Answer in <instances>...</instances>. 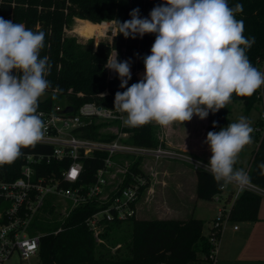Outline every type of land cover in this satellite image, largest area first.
<instances>
[{"label":"trees","instance_id":"trees-1","mask_svg":"<svg viewBox=\"0 0 264 264\" xmlns=\"http://www.w3.org/2000/svg\"><path fill=\"white\" fill-rule=\"evenodd\" d=\"M165 3V0H0V17L14 23H23L26 28L45 33V47L40 56L49 57L52 65L47 79L51 87L46 90L47 98H39L38 111L50 110L56 103L68 102L78 108L85 102L96 101L101 105L114 106L115 94L123 92L126 88L120 87L118 73L114 79L109 78L108 68L105 67L109 55L118 53V61H130L131 80L130 87L142 78L137 73L145 69L144 57L151 54V47L155 41V34H145L142 38L137 36L125 38L118 34L116 21L123 23L130 20L129 13L139 8L141 18H150L151 10ZM243 5V12L236 15L245 24L244 35L254 37V43L247 50V57L254 67L261 70L264 65V0H228L229 7L235 4ZM78 16L93 23L113 21L116 33L111 39H102L95 44V39L86 41L67 33L74 18ZM91 25V24H90ZM90 37L89 30H80ZM142 74H140L141 76ZM106 89L110 94L100 96ZM233 101H242L246 114H249L257 103H262L261 113H264L263 85L252 96H236ZM231 110L222 108L215 113H209V131H219L229 122ZM258 126L263 125L260 118ZM216 122V127H213ZM107 122L93 118L92 122L79 127L74 131L77 137L112 142L117 135L103 132L102 127ZM129 137L123 140L128 145L138 147L157 148L165 147L160 136L159 124L155 121L136 127H127ZM259 141V148L255 151L249 171L250 184L258 189H264V131H255L252 136ZM22 156L10 164L0 165V179L14 180L21 175V168L25 163L27 154H50L53 146L36 143L34 146L22 148ZM108 151H96L93 156L83 158L84 171L73 186L88 189L96 182L97 172L105 165ZM131 161V169L135 173H146L141 168L143 156L126 155ZM70 160H52L32 163L38 175L60 176L63 169L69 166ZM197 176V198L214 200L216 193L221 192L222 182L218 183L211 172L204 168L194 169ZM149 176V175H148ZM130 178V176L128 177ZM142 187V194L150 185ZM70 186L71 183H64ZM127 185L121 184V188ZM141 194V195H142ZM231 198V196H229ZM228 197V198H229ZM262 193L246 188L233 202L229 220L232 222L257 221L262 202ZM229 200V199H228ZM106 207L95 196L88 202L81 203L65 219L58 218L55 207H51L48 215H38L33 221V227L45 232L41 238L40 256L43 264H211L208 259L213 248L210 236L203 233V221L190 216L187 220H154L143 222L136 216L129 219H115L106 222L102 229L108 234L110 229L121 225L124 221H131V234L128 238L127 249L107 253H98L100 247L96 242L94 232L87 225V219L95 212ZM58 233H54L59 227ZM163 244L162 250L153 249L154 245ZM104 245L101 248L104 249Z\"/></svg>","mask_w":264,"mask_h":264},{"label":"clouds","instance_id":"clouds-1","mask_svg":"<svg viewBox=\"0 0 264 264\" xmlns=\"http://www.w3.org/2000/svg\"><path fill=\"white\" fill-rule=\"evenodd\" d=\"M243 5L228 0H165L141 18L133 9L130 20L117 22L118 34L141 38L155 34L151 54L144 57L145 74L131 80L130 61L109 55L106 68L118 73L120 87L114 109L126 113L124 124L136 127L155 121L161 126L201 120L225 108L236 96H252L264 85V72L252 65L246 53L254 37L244 35L245 24L236 15ZM45 33L0 17V165L22 156L46 131L38 101L51 87V63L41 58ZM216 122H213L215 128ZM255 129L241 116L219 131H209L205 143L212 155L204 167L226 186L241 188L250 176L235 168L239 153L253 142ZM202 162H197L199 165ZM264 168V164L259 165Z\"/></svg>","mask_w":264,"mask_h":264},{"label":"built area","instance_id":"built-area-1","mask_svg":"<svg viewBox=\"0 0 264 264\" xmlns=\"http://www.w3.org/2000/svg\"><path fill=\"white\" fill-rule=\"evenodd\" d=\"M109 78L114 79L115 71L108 69ZM106 89L100 96L109 95ZM263 103V101H262ZM72 106L71 111H66L67 107ZM41 118L45 124L46 131L40 144L53 146L50 154H27L25 163L21 168V175L14 180L0 179V264H43L40 256L41 238L46 234L33 227V221L41 212L48 213L51 207H59L58 201L67 204L64 208L65 217H68L73 210L81 203L92 200L99 196V200L106 205L103 209L95 212L87 219V225L97 234L106 222L115 219L124 220L137 215V201L141 197L142 187L147 185L150 175L146 173H135L131 169L130 159L126 155L143 156L144 160H153L158 163L161 160L181 161L196 168H205L206 163L201 162L195 157L186 153L170 150L166 147L157 148L138 147L128 145L123 142L129 137L130 133L125 128L130 127L124 124L126 113L117 112L114 106L101 105L96 101L85 102L78 108L65 102L56 103L50 110H40ZM97 118L102 122H107L114 126L112 132L117 135L112 142L102 140L77 137L74 133L79 127L92 122ZM263 121L262 126H258L257 131H264V113L260 117ZM108 151L109 155L105 159V165L97 172L96 182L82 190L81 187L73 186L79 180L83 171V158L93 156L96 151ZM43 159L50 162L52 160H70L69 166L62 170L61 175H38L32 163L40 162ZM119 170L121 178L111 186L109 192V174ZM210 171V170H209ZM149 175V176H148ZM130 176V178H128ZM151 181V180H150ZM71 183L65 186L64 183ZM124 182L127 185L121 188ZM245 188H250L261 192L260 189L248 184ZM226 186H221V192ZM218 192L214 200L224 199ZM231 201H235L233 195ZM228 200V198L226 199ZM232 206V205H231ZM229 210L219 207L212 222L210 241L213 244L208 259L211 264L217 262V241L219 234L225 229L229 220ZM59 227L54 233L62 230ZM238 229V225L234 226ZM19 261H16V259Z\"/></svg>","mask_w":264,"mask_h":264},{"label":"rangeland","instance_id":"rangeland-1","mask_svg":"<svg viewBox=\"0 0 264 264\" xmlns=\"http://www.w3.org/2000/svg\"><path fill=\"white\" fill-rule=\"evenodd\" d=\"M91 24V25H90ZM89 30L90 37H86L87 34L83 32H80V30ZM117 29L115 26V23L113 21H104L101 23H93L86 19H83L81 17L76 16L74 18L73 23L71 26L67 29V33L70 35H74L79 37L81 40L86 41L88 39L94 38L95 44L99 43L102 39H111V37L116 33ZM261 72H263V66L261 67ZM140 74H142L140 76ZM145 74V70L139 71L137 73V76L139 78H143ZM48 93L45 92V94L41 97L42 99L47 98ZM227 109H230L232 112L229 117V122L226 124L225 127L229 123H234L239 120L241 116L246 117L250 123L251 126L254 128L255 121L258 117H260L261 111H262V103H257L256 106L252 109L250 115L245 113L244 110V104L242 101H233L231 100L230 103L226 105ZM209 116V115H208ZM207 116L206 119L209 121V117ZM195 122H202L198 116H193V119L191 121H186L183 123L181 122H174L176 124L178 133V138L187 137L188 130L190 129V123L192 122V125ZM156 123V122H155ZM173 123V124H174ZM191 125V128L193 127ZM114 126L110 124H106L102 127L103 132H115L112 130ZM159 134L160 136L166 135L164 126H160ZM258 142L257 140H255ZM242 152V151H241ZM240 152V153H241ZM240 153L238 157L240 156ZM155 157H150V161H145L143 163V168L145 171L150 175V185L148 188L144 191V193L141 195V197L137 201V215L136 218L143 222H152L154 220H170V219H176V220H187V218H190V216H194L198 219H201L203 221V233L206 235H209L211 233V226L213 219L215 218L217 209L219 207L226 208V210H229L231 208V202H227L226 199H222L221 201L218 200H199L198 203H191L192 200L190 199V193H184L180 189V182H183L184 179H187V177H191L192 175L189 172L180 173V169H186L188 171L194 170V167L190 164L183 163L177 164L172 162L164 161L163 163H155ZM129 160V158H126ZM199 161H202L204 163H208L205 160H202L201 158H197ZM168 160V159H164ZM178 162V161H174ZM181 162V161H179ZM178 162V163H179ZM251 167V164H250ZM250 169V168H249ZM121 178V172L119 170L111 172L109 174V183L110 185L107 187V192L111 189V186L118 182ZM59 207L57 208L56 214L52 215L51 218H53L55 215L58 216V218L65 219V213L64 208L67 206V204L63 201H58ZM190 212V213H189ZM193 213V214H192ZM48 215L46 212H41L39 215ZM189 214V215H188ZM189 216V217H187ZM232 222V221H230ZM229 223V222H228ZM234 224H241V222H232ZM105 229H101L97 234H95L96 242L100 249L98 250V253H107L109 252L115 253L116 251H124L127 249L128 245V238L131 234V221L127 220L121 223V225L110 229L105 236H101ZM104 245V249L101 248V245ZM163 244L159 242V246L153 247V249L162 250ZM16 259V257L14 258ZM217 264H220V258L217 255ZM16 261H19V259H16Z\"/></svg>","mask_w":264,"mask_h":264},{"label":"crops","instance_id":"crops-1","mask_svg":"<svg viewBox=\"0 0 264 264\" xmlns=\"http://www.w3.org/2000/svg\"><path fill=\"white\" fill-rule=\"evenodd\" d=\"M250 113L248 114V116L250 115ZM260 117H258L255 121V131L258 128V123L261 121ZM191 125L192 122L190 123V129L188 130L187 137H185L183 141L181 140L182 138H178L179 136L176 132L177 127L175 123L166 127L164 126L166 135L164 134L162 135V137L165 142V147L170 150L186 153L192 157H195L196 159L201 158L202 160L208 162L212 153L205 141L207 138V133L209 132L210 119L208 121V119L205 118L202 122H195L194 120L192 128ZM255 131L251 134L252 136L254 135ZM258 148L259 141L256 142L253 138V142L249 145H246L240 153V156L238 157L237 163L234 167L237 169H243L249 174V168H251L250 164L252 163L254 153ZM145 161L150 160L146 159ZM164 161L172 162L168 160H161L159 161V164L163 163ZM178 162L173 161L172 163L183 165L182 162ZM185 172H189L192 176H188L187 179H184L183 182H180V189L184 193H190V199L192 200L191 203L193 204L198 203L199 200H205L197 198L198 179L195 170L188 171L184 168L180 169V173L185 174ZM244 189L246 188H241L234 183L228 184L226 185V189L221 192V195L224 199H227L229 196L233 197V195H235V197L237 198ZM260 190L263 198L259 210V220L253 222H241V224H238V229H234V226L237 224L229 222L226 224L225 229L219 234L216 257L217 255L219 256L221 261L220 264H264V189ZM228 199L229 200H227V202H231L233 204V200L231 201L232 198L229 197Z\"/></svg>","mask_w":264,"mask_h":264},{"label":"water","instance_id":"water-1","mask_svg":"<svg viewBox=\"0 0 264 264\" xmlns=\"http://www.w3.org/2000/svg\"><path fill=\"white\" fill-rule=\"evenodd\" d=\"M72 109H73V107L69 106V107H67L66 111L68 112V111H71Z\"/></svg>","mask_w":264,"mask_h":264}]
</instances>
